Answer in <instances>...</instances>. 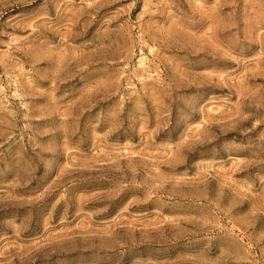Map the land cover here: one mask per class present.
Instances as JSON below:
<instances>
[{
  "label": "rangeland",
  "instance_id": "rangeland-1",
  "mask_svg": "<svg viewBox=\"0 0 264 264\" xmlns=\"http://www.w3.org/2000/svg\"><path fill=\"white\" fill-rule=\"evenodd\" d=\"M0 264H264V0H0Z\"/></svg>",
  "mask_w": 264,
  "mask_h": 264
}]
</instances>
